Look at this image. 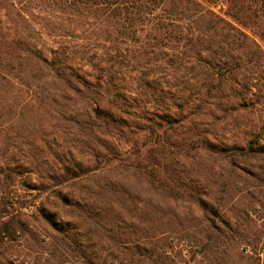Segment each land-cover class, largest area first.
Returning a JSON list of instances; mask_svg holds the SVG:
<instances>
[{
	"label": "rangeland",
	"instance_id": "obj_1",
	"mask_svg": "<svg viewBox=\"0 0 264 264\" xmlns=\"http://www.w3.org/2000/svg\"><path fill=\"white\" fill-rule=\"evenodd\" d=\"M198 3L199 55L92 132L37 56L116 69L100 19L0 0V264H264V0Z\"/></svg>",
	"mask_w": 264,
	"mask_h": 264
},
{
	"label": "trees",
	"instance_id": "obj_2",
	"mask_svg": "<svg viewBox=\"0 0 264 264\" xmlns=\"http://www.w3.org/2000/svg\"><path fill=\"white\" fill-rule=\"evenodd\" d=\"M60 2L79 15L100 19L102 26L98 33L111 44L104 46L102 54L118 65L116 69H105L101 61L92 60L86 54L83 57L87 60L81 63L61 51H55L50 60L40 54L37 56L40 65L51 71L50 78L59 85L60 95L85 110L81 119L93 127L89 128L92 132L101 125L105 129L109 125L129 126L126 114L134 107L132 94L165 92L162 82L149 73V64L163 58H167V62L176 61L185 56L186 51L190 58L199 55L194 49L197 39L193 31L199 19L198 0H58ZM123 72L129 73L131 81H126ZM9 228L10 225L5 224L2 230ZM88 264L94 263L90 260Z\"/></svg>",
	"mask_w": 264,
	"mask_h": 264
}]
</instances>
